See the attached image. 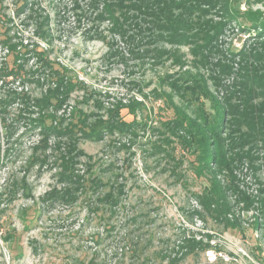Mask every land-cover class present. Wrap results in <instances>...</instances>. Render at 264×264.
Masks as SVG:
<instances>
[{"label":"rangeland","instance_id":"374dc122","mask_svg":"<svg viewBox=\"0 0 264 264\" xmlns=\"http://www.w3.org/2000/svg\"><path fill=\"white\" fill-rule=\"evenodd\" d=\"M92 1L0 0V68L8 62L15 69L0 78V154L17 139L0 163V264H89L91 259L95 264H264L260 136L231 155L237 183L252 198L247 204L227 192L231 217L239 224L233 228L200 204L209 181L196 174L193 156L167 124L174 116L169 95L192 117L204 110L214 117L215 102L198 101L187 90L197 81L223 107L224 135L240 130L232 106L245 98L246 84H254L253 104L264 111V0L169 2L167 11L187 10L192 22L180 29V41L168 35L172 29L165 18L155 26L142 13L138 25L128 24L127 34L115 31L109 17L95 16L104 3L99 0L94 8ZM8 35L17 44V58L10 52L11 40L8 45L1 40ZM48 61L77 82L61 106L47 110L56 114L47 123L67 131L49 134L43 146L41 128L30 130L29 123L38 108L32 100L27 110L19 100L9 106L7 120L20 110L27 120L20 118L8 137L2 100L13 90L27 91L33 99L55 88ZM254 68L262 82L249 81ZM131 103L135 114L122 111L133 120L130 127L98 126L117 106ZM92 127L98 136L90 134ZM71 142L79 150L75 167L85 178V189L61 179L57 148L68 150ZM36 147L45 159L26 169ZM93 175L102 179L96 188ZM226 175L223 169L218 178L226 182ZM24 176L31 195L19 183ZM15 182L20 186L10 197ZM69 186L72 190L65 192ZM53 188L63 196L47 197ZM109 190L120 196L113 213L99 201ZM8 232L14 234L5 241Z\"/></svg>","mask_w":264,"mask_h":264},{"label":"trees","instance_id":"16d2710c","mask_svg":"<svg viewBox=\"0 0 264 264\" xmlns=\"http://www.w3.org/2000/svg\"><path fill=\"white\" fill-rule=\"evenodd\" d=\"M99 0H93L92 3L94 8H97ZM104 3V9L100 12L96 13L97 19H105L109 17L112 22V29L115 31H119L122 33L127 32V26L131 24L138 25L137 21L142 19L140 15L141 13L145 16H151L152 24L158 26L156 21H160L159 19L165 18L166 21L171 25V38L176 39V41H180V37H183L180 29L185 26L191 25L190 18L187 16L186 11L182 10L181 14H174L173 11H167V7L172 5L171 3H176L175 0H101ZM75 7H80L81 5L79 1H75ZM82 13L83 10H82ZM161 27V26H160ZM181 27V28H180ZM104 31L100 32V35H103ZM169 36V37H170ZM9 39L11 40V36H6V38H1L2 42L5 44L8 43ZM11 42V43H10ZM9 42L10 52L13 53L14 57L17 58L18 52L17 44ZM8 45V44H7ZM162 50H156L157 56H159ZM44 53V51H42ZM42 53V54H43ZM46 55V54H45ZM42 57H45L44 54ZM46 59V58H44ZM47 65L54 69L53 73L56 76L57 85L55 88H50L49 92L45 94L41 98H33L31 99L30 93L27 91H17L13 90L7 98L2 100L1 111L3 114V123L7 128L8 137H12L16 130V123L20 121V118L26 119V116H23L24 113L19 111L18 114H15V117L12 120L8 121L9 116V106L11 103L21 100L23 106L27 109L31 107L32 100L33 106L37 107L39 110V115L36 117L29 118L30 130L33 128L40 127L41 132L44 134L43 146L47 144V136L53 132H56L57 135L64 133V128L52 124H49L47 121L53 119L56 114L52 112H48V107L55 104L56 108L61 106L63 101H65L66 96L68 95V90L72 87H76L77 82H72L69 77H66L64 71L60 67H53L55 64H51V61L47 62ZM20 66V64H18ZM10 68V64L7 62V66L0 68V78H4L8 76V70ZM64 68V66H63ZM65 69V68H64ZM66 70V69H65ZM9 71H15L13 67L9 69ZM251 71V81L262 82L261 76L257 70L252 69ZM67 78V79H66ZM68 80V82H67ZM173 87H176L175 83H172ZM250 83L244 87V99H242L239 105L232 106L233 115L236 117L235 123L240 126V130H229L227 135H224L222 130L223 127V112L222 106L215 99V97L210 96L211 92L207 90L205 85L200 84L199 81L195 84V86L188 85L187 90L190 91L191 95L194 96L198 101L201 98L211 99L215 102V113L214 117L211 118L208 113L204 112L200 114V117H192L190 116L186 110L182 107L177 106V104L173 100V96L169 95L170 102H172L171 107L174 110V116L167 120V124H169L170 129L178 134L180 140L184 144V147L190 151V154L193 156V164L195 165V172L198 176H205L209 181V184L204 188L202 193L199 196L200 204L205 208L210 214H212L217 220L224 223L226 226H231L233 228L239 227V224L236 220L231 217V204L227 198V192L232 191L237 194L241 199H243L247 204L252 203V198L249 195H246L241 189L239 184L237 183V178L234 175L233 167L231 166L233 157L231 156L233 153V149L236 147H240L241 145L249 143L248 140L253 141L257 138V135L260 136L261 140L264 143V111L262 112V108H258L257 105L253 104V87ZM264 87V86H263ZM54 99H56L54 101ZM213 102V103H214ZM136 104H123L116 107V109L112 112V116L104 121H100L101 129L108 127L109 129H113L114 127H125L126 129L131 126L133 120H126L124 118L123 110L126 109L127 113L135 114ZM26 111V110H25ZM24 112V111H23ZM34 113V110H33ZM115 118H119L117 121ZM222 118V120H221ZM86 118L84 119V121ZM243 127L247 128L248 132H243L241 130ZM70 128V127H68ZM124 128V129H125ZM100 129V131H102ZM93 136H98V129L90 128L89 132ZM237 131V132H236ZM181 132V133H179ZM236 133V135H234ZM253 139V140H252ZM14 143H17V139L15 142H11L9 148H7V153L4 155L0 154V163L4 162L6 158L10 155V151L13 149ZM69 145V144H68ZM68 150H63L62 148L58 149V159L60 160L61 166V179L69 180L73 185H78V187L86 188L85 178L76 173L77 164L76 154L79 152L76 148V144L71 142L69 146H67ZM39 148L36 147L33 152V156L27 161L29 165H32L33 161H40L43 163L45 157L41 159L38 153ZM73 153V155L71 154ZM226 169V182H222L221 179L218 178L220 171ZM83 181V182H82ZM91 186L97 187L102 182L101 178L96 176H92L90 178ZM19 183H22L23 193L25 195H31L30 184L27 181L26 176L20 180ZM18 182H15V185L12 189H10V197L16 195L17 190L20 186ZM71 186V187H73ZM71 187H67L65 192H70ZM46 194L47 197L50 198H58L63 196V192L58 191L56 188ZM64 192V193H65ZM9 194V192L6 191ZM3 194V192H2ZM5 194V192H4ZM102 204H106L112 210V213L115 212L116 207L119 205L120 196L114 191L109 190L103 196L99 198ZM264 205V199L261 200ZM28 227V225H26ZM14 233L8 232L4 237L5 241L9 240ZM200 244V242H197ZM96 258V257H95ZM97 263L94 259H91L89 264ZM144 264V263H141ZM148 264V263H146Z\"/></svg>","mask_w":264,"mask_h":264}]
</instances>
